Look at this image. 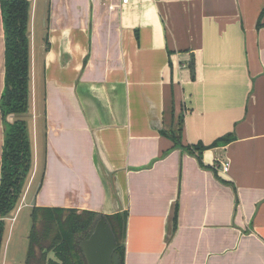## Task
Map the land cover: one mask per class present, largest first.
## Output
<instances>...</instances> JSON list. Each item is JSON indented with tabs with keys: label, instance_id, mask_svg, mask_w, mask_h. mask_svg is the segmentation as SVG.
<instances>
[{
	"label": "crops",
	"instance_id": "crops-1",
	"mask_svg": "<svg viewBox=\"0 0 264 264\" xmlns=\"http://www.w3.org/2000/svg\"><path fill=\"white\" fill-rule=\"evenodd\" d=\"M30 4L18 208L127 212L124 264H264V0ZM3 131L0 113V165ZM179 133L232 140L202 166Z\"/></svg>",
	"mask_w": 264,
	"mask_h": 264
},
{
	"label": "trees",
	"instance_id": "trees-1",
	"mask_svg": "<svg viewBox=\"0 0 264 264\" xmlns=\"http://www.w3.org/2000/svg\"><path fill=\"white\" fill-rule=\"evenodd\" d=\"M30 8L29 0H0L4 32V84L0 96L4 125L0 165V257L6 220L17 210L32 169V149L25 120L30 112ZM8 116H12L13 121H7ZM230 140L232 134H226L205 146L201 143L182 145L180 133L173 138L175 148L195 155L202 166L203 150ZM100 218L111 226L120 264H124L127 212L103 215L49 207H32L25 264L36 260L38 264H84L80 241L88 237ZM36 222L40 227H36Z\"/></svg>",
	"mask_w": 264,
	"mask_h": 264
},
{
	"label": "rangeland",
	"instance_id": "rangeland-1",
	"mask_svg": "<svg viewBox=\"0 0 264 264\" xmlns=\"http://www.w3.org/2000/svg\"><path fill=\"white\" fill-rule=\"evenodd\" d=\"M37 25H35L36 29L33 28L35 31L36 43L43 39L42 28ZM31 210L32 208L30 209L28 205L20 206L13 212L12 217L6 220L0 264H25L28 244L27 235L31 226ZM36 227H40V223L36 222ZM38 254L39 251L37 249L36 255L38 256ZM33 264H38V261H34Z\"/></svg>",
	"mask_w": 264,
	"mask_h": 264
},
{
	"label": "water",
	"instance_id": "water-1",
	"mask_svg": "<svg viewBox=\"0 0 264 264\" xmlns=\"http://www.w3.org/2000/svg\"><path fill=\"white\" fill-rule=\"evenodd\" d=\"M80 249L86 264H120L115 234L102 218L80 242Z\"/></svg>",
	"mask_w": 264,
	"mask_h": 264
},
{
	"label": "built area",
	"instance_id": "built-area-1",
	"mask_svg": "<svg viewBox=\"0 0 264 264\" xmlns=\"http://www.w3.org/2000/svg\"><path fill=\"white\" fill-rule=\"evenodd\" d=\"M218 167L220 168L221 172L226 173L229 168V163L227 161H221Z\"/></svg>",
	"mask_w": 264,
	"mask_h": 264
},
{
	"label": "flooded vegetation",
	"instance_id": "flooded-vegetation-1",
	"mask_svg": "<svg viewBox=\"0 0 264 264\" xmlns=\"http://www.w3.org/2000/svg\"><path fill=\"white\" fill-rule=\"evenodd\" d=\"M29 1H30V0H29ZM81 241H82V240H81ZM81 241H80V242H81ZM116 251H117V250H116ZM82 255H83V254H82ZM83 259H84V257H83ZM84 264H86V263H85V259H84Z\"/></svg>",
	"mask_w": 264,
	"mask_h": 264
}]
</instances>
